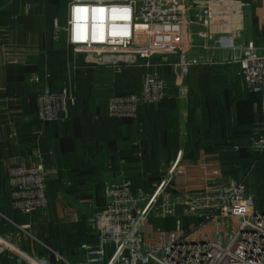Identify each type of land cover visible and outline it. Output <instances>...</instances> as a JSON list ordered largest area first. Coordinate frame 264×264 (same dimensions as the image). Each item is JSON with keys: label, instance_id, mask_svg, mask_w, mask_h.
Segmentation results:
<instances>
[{"label": "crops", "instance_id": "crops-1", "mask_svg": "<svg viewBox=\"0 0 264 264\" xmlns=\"http://www.w3.org/2000/svg\"><path fill=\"white\" fill-rule=\"evenodd\" d=\"M203 1L184 0L190 6ZM246 1L252 3L245 13L247 30L241 39L233 41L203 39L199 25L191 23L190 14L187 34L192 41L186 50L195 64L189 68L187 77L180 78L174 66L178 55L153 57L152 63H162L159 70L167 82L165 99L158 105L141 106L135 119H115L108 114L109 92L113 88L127 92L139 90L140 83L134 73H124L139 68L138 57L127 62L122 72L104 64L109 60L107 57L100 58L99 64H89L83 56L73 61L65 30L60 31L59 39L55 38L59 27H66L69 0H0L2 231H11L28 252L44 255L52 250L51 264H57L55 252L75 263L82 257L81 244L96 242L82 213L77 212L84 209L83 201L80 204L74 200L82 187L86 186L93 194V200L87 201L88 209H98L104 202L105 179L116 180L124 174L143 186L145 177L154 180L163 160L169 162L178 157L185 173L172 182L174 191H200L209 179L224 170L233 172L239 179L249 174L247 181L254 175L255 184H262L259 201L256 202L254 195V206L256 210L263 208L264 153L255 157L250 148L255 128L264 119L263 98L247 89L244 79L237 75L234 58L247 50L264 51L261 11L264 0ZM59 4L67 7L66 16L59 15ZM55 63L62 69L59 73L62 77L56 78ZM83 70L92 73L87 81L78 79V72ZM47 73L51 76L47 77ZM33 75H38L40 80L32 82ZM70 82L74 83L77 96L70 120L41 121L37 92L46 84L59 89ZM138 149L145 153L142 161L136 156ZM36 152L45 159L49 171L48 195L49 198L51 193L54 195L50 201L57 213L52 221H46L39 211L25 213L27 217L18 221L21 212L11 205L6 171L11 164L32 165ZM67 210L75 212L70 220L63 217ZM7 219L13 225L5 223ZM185 220L186 224L191 222L189 218ZM25 222L32 224L35 238H22L17 225ZM160 227L172 230L175 221L149 218L144 226L145 238L153 244L159 243ZM0 264L17 263L0 254Z\"/></svg>", "mask_w": 264, "mask_h": 264}, {"label": "built area", "instance_id": "built-area-1", "mask_svg": "<svg viewBox=\"0 0 264 264\" xmlns=\"http://www.w3.org/2000/svg\"><path fill=\"white\" fill-rule=\"evenodd\" d=\"M251 4L246 0H205L195 6L184 0H69L66 42L73 61L83 56L87 63L99 64L97 58L107 57L103 63L117 72L135 56L147 60L152 70L144 73L140 91L113 95L108 102L110 117L135 119L141 106L158 105L167 95V82L159 70L162 63L152 64L153 57L178 55L174 66L182 79L195 64L186 50L192 41L187 34L190 14L203 39L233 41L247 30L245 13ZM261 11L264 18V3ZM234 62L247 89L262 95L264 112V51L247 50ZM39 80L38 75L31 77L32 82ZM76 103L73 82L59 89L46 84L36 95L43 122L69 121ZM250 148L256 156L264 153V119L255 128ZM34 157L32 165L20 163L7 169L11 205L21 213L45 215L49 171L40 152ZM160 173L151 192L137 188L124 174L107 182L102 211L91 223L96 242L82 243V257L75 263L55 252L57 264H264V212L255 209L249 174L239 179L222 173L200 191L176 192L171 184L185 173L180 158L164 165ZM147 218H172L175 228H158L160 242L153 244L144 235ZM31 228V223L19 226L26 239L34 238ZM0 253L16 256L17 264H51L52 250L44 255L25 252L1 235Z\"/></svg>", "mask_w": 264, "mask_h": 264}, {"label": "rangeland", "instance_id": "rangeland-1", "mask_svg": "<svg viewBox=\"0 0 264 264\" xmlns=\"http://www.w3.org/2000/svg\"><path fill=\"white\" fill-rule=\"evenodd\" d=\"M59 6V15L61 16V15H64V16H66V13H67V10H66V8H62V5L61 4H59L58 5ZM64 26V25H63ZM59 29L60 30H65V26L64 27H59ZM64 33V32H63ZM60 38V37H59ZM58 38V39H59ZM82 57V56H81ZM136 57H138V62H137V64H139V68H140V72H136V74L138 73V75H139V79L137 78V80H139V83H140V87H141V85H142V82H143V79H144V73H146V72H149V70H152V69H150V68H148L147 67V61H144L142 58H140L139 56H136ZM117 58H125V56L124 55H118L117 56ZM98 60L100 59V58H97ZM156 62H153L152 64H155ZM138 68V69H139ZM133 86V84L131 83L130 84V87H132ZM70 117H71V114H70ZM136 156L138 157V158H141V161H142V159H145L146 158V156H145V153H144V151L143 150H137L136 151ZM34 159H35V157H34ZM122 162H125V160L124 161H122ZM170 162V161H169ZM169 162H167V161H165V160H163L162 162H161V164H160V167H159V171L163 168V166L164 165H168L169 164ZM46 163V162H45ZM18 164H20V163H18ZM18 164H11L10 166H12V165H18ZM24 164V163H23ZM182 165V164H181ZM9 166V167H10ZM8 167V168H9ZM183 167V166H182ZM7 168V169H8ZM6 174H7V171H6ZM149 174L150 173H147V175L146 176H149ZM128 177V176H127ZM128 178H130V177H128ZM177 178V177H176ZM131 179V178H130ZM149 179L150 178H148V179H146V177L144 178V182H145V184L142 186V185H139V184H137V188H142V189H144V190H146L147 189V184L149 185ZM249 179H250V176H249ZM249 179H248V188H249V190L251 191V193H252V195H253V197H254V195H255V197H256V202H257V200L259 201V191H260V186L262 185V184H259V185H257V183L255 184V177H254V175H252L251 176V179H250V183H249ZM114 179H105L104 181H103V186L105 187V184L107 183V182H111V181H113ZM117 180V179H116ZM132 180V179H131ZM133 181V180H132ZM48 183H49V179H48ZM67 186H69L70 184H68V183H66V181L64 182ZM95 183H96V181H95ZM134 183V182H133ZM155 183V182H154ZM261 183V182H260ZM99 184H100V182H99ZM93 185V184H92ZM95 185V184H94ZM135 185V184H134ZM136 186V185H135ZM206 186V185H205ZM205 188V187H204ZM48 189H49V185H48V188H47V197H48V210H46V214L45 215H43V216H45V219H46V221H52L53 219H54V216H56L55 214L57 213V210H55L54 208H53V206H52V203H51V201H50V198H49V196H48ZM146 192H151V191H148V190H146ZM258 193V194H257ZM262 193V192H261ZM258 196V197H257ZM10 197H11V193H10ZM63 201H65L66 200V197H65V194H62V198H61ZM93 200V194L92 193H90V191H89V188H87L86 186H84V187H82V189L79 191V193H77V195H75V198H74V200H75V202L76 203H80V201L82 202H84L81 206L84 208V209H82V210H78L77 212H80V213H82L81 215L83 216V219H85V224H86V227L89 229V231L90 232H92V233H94V228H93V226H92V220L93 219H95V217H96V214H98L99 212H101L102 210H101V208L103 207V205L100 207V208H98V209H88V206H89V204H88V202L87 201H89V200ZM255 199V198H254ZM81 204V203H80ZM77 205H79V204H77ZM87 206V208H86V206ZM260 210H264V207L263 208H260ZM65 215H63V217H64V219H68V220H70L73 216H74V214H75V212H72L71 213V211H65ZM1 217V216H0ZM4 218V217H3ZM148 219L149 218H147L146 219V222L148 221ZM64 221V220H63ZM0 222H1V220H0ZM5 223H7L8 225H13L8 219H7V221L5 220ZM27 222H25V223H19L18 225L20 226V225H22V224H26ZM65 224V227H67V225H68V222L67 223H64ZM17 225V226H18ZM19 226H18V228H19ZM45 228H47V225H45ZM20 230V229H19ZM20 232H21V236H22V238L23 239H26L25 237H26V234L24 233V232H22L21 230H20ZM30 233H31V235L35 238L36 237V235L34 234V232H33V228H31L30 229ZM0 235L1 236H3V237H9V238H11L12 240H13V242L15 243V245L18 247V248H20V249H22V250H24L25 252L27 251L26 249H24L23 247H22V245H21V243H20V241L13 235V233L11 232V231H8V232H4V231H2V223H0ZM96 236V235H95ZM27 240H30V237L27 239ZM92 244H94V243H92ZM28 252V251H27ZM31 253V252H30ZM0 254H2V253H0ZM7 256H9V257H11V254H8L7 253ZM11 259H17L16 258V256H14V258L13 257H11ZM16 263H17V261H16Z\"/></svg>", "mask_w": 264, "mask_h": 264}, {"label": "trees", "instance_id": "trees-1", "mask_svg": "<svg viewBox=\"0 0 264 264\" xmlns=\"http://www.w3.org/2000/svg\"><path fill=\"white\" fill-rule=\"evenodd\" d=\"M59 59V58H58ZM54 73H55V75H56V78H59V77H62V76H60L59 75V73H61L62 72V69H60V67H58V65H56V63L54 64ZM130 72H133L134 73V75H135V77L136 78H138L139 79V75H138V73L136 74V72H140V68L138 69H136V68H134V69H129V70H126L124 73H130ZM91 72L89 73V70H86V71H82V72H78V79L80 78V77H82L85 81H87V80H89V78L91 77ZM131 77V76H130ZM53 88L54 89H57L55 86H53ZM137 89V88H136ZM140 89H141V87L139 86V90L138 91H135V92H127V91H124V90H119V88L118 89H111L110 90V92H109V94H110V97L111 96H113V95H127V94H131V93H137V92H139L140 91ZM76 94V93H75ZM77 97V96H76ZM109 97V98H110ZM73 108V107H72ZM254 154V153H253ZM255 155V154H254ZM255 157H257L256 155H255ZM223 174H231V175H233L234 177H236L235 176V174L233 173V172H230V171H228V170H224L223 171ZM150 176V175H149ZM148 178H150L149 179V186L147 187V189L146 190H148V191H152L153 189H154V187H153V183L154 182H158L160 179H161V173H160V171H157L156 172V177H154V180H152L151 179V177H148ZM236 178H238V177H236ZM134 182V181H133ZM134 184H135V182H134ZM48 185H49V183H48ZM136 185V184H135ZM137 186V185H136ZM48 193H49V189H48ZM49 196V195H48ZM53 196L54 195H52V193L50 194V199H51V197L53 198ZM104 203V202H103ZM27 215V214H26ZM25 215V213H21V214H19V215H17V220L18 221H20V220H22V219H25V217H27Z\"/></svg>", "mask_w": 264, "mask_h": 264}]
</instances>
